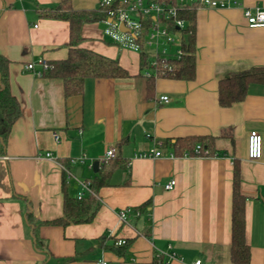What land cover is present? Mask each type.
Instances as JSON below:
<instances>
[{"label":"crops","instance_id":"1","mask_svg":"<svg viewBox=\"0 0 264 264\" xmlns=\"http://www.w3.org/2000/svg\"><path fill=\"white\" fill-rule=\"evenodd\" d=\"M60 1L0 0V53L10 60V89L21 105L6 143L0 141V264H146L160 251L176 255H164L163 264L196 259L235 264L230 249L236 164L245 196L249 264H264V84H251L246 98L229 107L218 100L221 78L264 66V27H250L243 12L264 8V0L198 7L194 78L158 76L150 90L148 67L141 69L145 50L114 41L105 33L108 20L85 22L79 45L118 59L129 75L87 78L83 92L68 97L62 78L36 76L25 68L40 57L67 56L69 23L48 13ZM100 1L70 4L92 9ZM163 95L168 103L159 102ZM252 129L263 137L258 160L248 154ZM192 134L213 136L217 153L168 155L173 146L162 143ZM109 147L128 164L115 168L99 188L93 219L46 223L63 215L64 171L68 192L76 197L80 181L95 178L101 167L95 171L93 163ZM151 149L164 155H143ZM171 179L176 183L167 189ZM144 203L148 206L140 214L120 219L119 210ZM28 215L39 222L35 230ZM118 238L127 240L124 249L115 245Z\"/></svg>","mask_w":264,"mask_h":264},{"label":"trees","instance_id":"2","mask_svg":"<svg viewBox=\"0 0 264 264\" xmlns=\"http://www.w3.org/2000/svg\"><path fill=\"white\" fill-rule=\"evenodd\" d=\"M119 0H116L118 3ZM166 3H175L177 0H158ZM196 6L185 5L178 14L184 19L185 26L180 28L175 22V18L163 20L169 30L180 37L179 47L183 50V55L179 59L169 61L168 67L157 70V76H150L148 89L154 86L155 78L158 76L190 80L195 76L196 71ZM49 15L68 21L69 39L67 41L68 54L65 58L53 59L48 62L51 65L47 72L48 76L62 78L65 96L81 94L84 90L87 78H111L126 77L129 72L118 61V59L108 57L91 49L81 47L82 40L81 27L85 22L108 20L109 7L98 5L92 9H78L70 4V0H61L57 5L48 10ZM152 17H148L151 21ZM148 53L143 51L141 55V69L150 68ZM10 60L0 53V141L5 144L14 122L21 115V105L16 96L12 94L9 82ZM264 84V66H252L244 70L233 72L231 75L221 78L218 83V100L222 107H229L237 102L243 101L251 84ZM213 136L203 134H192L175 139L166 140L163 145L171 144L177 156L189 153L196 155L195 148L200 145L199 153L208 149L211 154L217 153L213 145ZM127 162L120 156L112 159L109 163L102 165L92 180L94 193H88L82 198L73 197L68 192V174L64 171L62 179V190L64 194L63 215L47 220L46 223L65 226L76 222H88L93 219L99 206L100 200L97 197L101 186L110 181L112 172L117 167H126ZM239 168L236 164L233 171V191H232V217H231V261L235 264H249L251 260L250 245L245 236V196L240 191ZM148 203H144L135 210H145ZM34 230L39 226L37 220H30ZM36 245L39 248L41 241L36 236ZM128 244V243H127ZM126 245L119 248L124 249ZM164 255L156 254L151 261L146 264H163Z\"/></svg>","mask_w":264,"mask_h":264},{"label":"built area","instance_id":"3","mask_svg":"<svg viewBox=\"0 0 264 264\" xmlns=\"http://www.w3.org/2000/svg\"><path fill=\"white\" fill-rule=\"evenodd\" d=\"M235 2L233 0H177L175 3H166L158 0H101L99 5L109 7V17L105 33L114 41L121 43L124 46L132 49L143 51L148 50L149 65L145 71L147 77L159 75L156 71L162 68H171L169 61L179 59L183 55V50L179 47V35L170 31L168 26L163 24V20L175 18L178 27L185 26V21L178 17L179 11L185 6L207 7V8H222L227 7ZM244 16L250 27H264V8L245 7ZM148 17H152L151 21ZM126 28V30H125ZM25 68L36 76H44L50 70V63L40 57L36 60L29 61L25 64ZM170 98L168 95L160 97V103H168ZM55 140L60 139V134L54 132ZM200 145L195 148L196 155H210L208 149H204L199 153ZM189 153H185L188 155ZM248 154L251 160H258L263 154V137L262 134L252 129L249 132ZM47 156L51 153L47 152ZM143 155L163 156L164 153L160 149H151L150 152ZM169 156H174L171 152ZM117 157V152L114 147H109L104 156L99 161V168L107 164L111 159ZM82 190L77 194V198H82L88 193H94L92 189V181H80ZM176 183L175 179H171L165 184L167 189H172ZM264 196V190L261 193ZM134 212L140 214L139 210H133L127 207L118 211V215L122 221H126L128 214ZM127 243L126 239L118 238L115 245L122 246ZM161 255H165L169 259L176 258L173 251H160ZM97 264H106L105 260H100ZM188 264H204L202 259H196Z\"/></svg>","mask_w":264,"mask_h":264},{"label":"water","instance_id":"4","mask_svg":"<svg viewBox=\"0 0 264 264\" xmlns=\"http://www.w3.org/2000/svg\"><path fill=\"white\" fill-rule=\"evenodd\" d=\"M126 30V28H125ZM93 167H94V170L97 171L98 168H99V161L98 160H95L94 163H93Z\"/></svg>","mask_w":264,"mask_h":264}]
</instances>
